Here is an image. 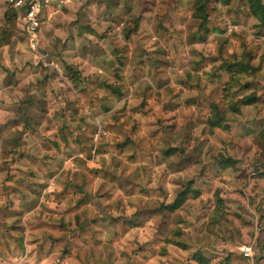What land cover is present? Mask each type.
<instances>
[{"label":"rangeland","instance_id":"1","mask_svg":"<svg viewBox=\"0 0 264 264\" xmlns=\"http://www.w3.org/2000/svg\"><path fill=\"white\" fill-rule=\"evenodd\" d=\"M193 3L55 0L38 35L43 65L0 1V133L26 121L16 119L23 111L62 122L64 92L80 90L102 103L94 116L110 132L84 173L64 182L62 211L0 217V264L214 261L245 241L224 218L264 221V26L245 0H207L200 26ZM237 62L255 73L229 91L227 65ZM249 94L257 103L228 115V130L208 127L212 105L222 112ZM3 148L0 174L10 164ZM176 197L183 204L165 210Z\"/></svg>","mask_w":264,"mask_h":264},{"label":"crops","instance_id":"2","mask_svg":"<svg viewBox=\"0 0 264 264\" xmlns=\"http://www.w3.org/2000/svg\"><path fill=\"white\" fill-rule=\"evenodd\" d=\"M53 4L39 15L38 35L43 20H46L44 24L52 23ZM105 89L110 90L114 96L121 94L122 90L121 87L114 88L111 85ZM93 95L87 90L78 91L76 96L73 91H65V99L60 106L64 112L62 122L55 121L54 117L43 120L41 116L35 117L30 113H26L27 116L24 117L23 111L16 119L23 117L26 121L21 119L20 122H14L4 133H0V145L4 146L5 153H10L9 168L0 174V198H3L1 218L11 221L18 217L29 219L39 210L57 208L59 213L64 209V182L71 180L72 176H81L87 164L93 162L98 146L108 145V142L103 144L101 141L102 135L109 136L110 132L104 130V122L96 119L97 115L94 116L100 111L102 103H96L97 100L91 98ZM87 98L91 100L89 105L86 103ZM113 100L115 98L112 96L107 97V102L113 103ZM114 106L124 107V103L118 101ZM250 223L255 229L254 236H246L245 241L241 239L242 242L230 247L226 254L218 253L219 257L211 264H264V221H260V224ZM249 243L252 246L255 244L254 254L251 259H246L242 256L241 249ZM192 264L197 263L192 261Z\"/></svg>","mask_w":264,"mask_h":264},{"label":"trees","instance_id":"3","mask_svg":"<svg viewBox=\"0 0 264 264\" xmlns=\"http://www.w3.org/2000/svg\"><path fill=\"white\" fill-rule=\"evenodd\" d=\"M250 15L258 22L259 27L264 26V0H245ZM8 13L5 16V23L8 24L11 19H17L15 11L8 8ZM192 18L200 23V26L207 24V0H194L193 3ZM228 72H233L228 82V89L231 91L234 88V83L237 77L247 74L248 76L255 73V70L249 65V63L237 62L227 65ZM243 89H248V84H244ZM258 98L254 94L244 96L242 99L234 100L230 98L225 103V110L220 111L218 105H212V116L207 120L208 127L210 129H222L228 130L229 118L227 116L237 115L240 113L242 107H248L257 103ZM87 105L91 104L89 98L86 99ZM167 155H169V152ZM183 204V200L180 197H176L175 200L164 206L167 211H175ZM224 221L230 225L234 234L239 235L242 239H246V236H251L254 232V227L250 222H246L242 217L234 216V220L224 218ZM193 261L197 264H211L210 258H207L200 253H197L193 257Z\"/></svg>","mask_w":264,"mask_h":264},{"label":"built area","instance_id":"4","mask_svg":"<svg viewBox=\"0 0 264 264\" xmlns=\"http://www.w3.org/2000/svg\"><path fill=\"white\" fill-rule=\"evenodd\" d=\"M8 8L15 11L17 21L26 36L30 50L36 55L39 62L47 65V55L39 48L38 28L39 15L55 0H1ZM241 254L246 259L253 257L252 245H245L241 249Z\"/></svg>","mask_w":264,"mask_h":264}]
</instances>
